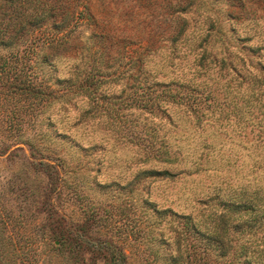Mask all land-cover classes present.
I'll return each instance as SVG.
<instances>
[{
	"label": "rangeland",
	"instance_id": "obj_1",
	"mask_svg": "<svg viewBox=\"0 0 264 264\" xmlns=\"http://www.w3.org/2000/svg\"><path fill=\"white\" fill-rule=\"evenodd\" d=\"M251 1L244 21V0H86L94 18L70 21L57 65L94 75V100L56 86L38 105L0 80V264H107L48 249L41 230L60 218L127 264H216L182 216L264 250V0Z\"/></svg>",
	"mask_w": 264,
	"mask_h": 264
},
{
	"label": "trees",
	"instance_id": "obj_2",
	"mask_svg": "<svg viewBox=\"0 0 264 264\" xmlns=\"http://www.w3.org/2000/svg\"><path fill=\"white\" fill-rule=\"evenodd\" d=\"M72 1L77 5H72L71 0H0V80L8 78L12 92L38 99V105L55 98L56 86H68L69 91L75 90L91 100L96 98L94 75L65 80L58 77L57 61L63 53L74 49L77 39L70 30V21L75 20L78 25L94 18L87 4L81 9V3L86 0ZM244 2H249L248 7L240 2L239 9L243 11L244 21H248L259 12V8L254 6L255 3L250 4L251 0ZM181 3L183 1L173 7L180 10ZM179 24L177 22L174 34L184 30V26L180 28ZM86 51L90 48L86 47ZM101 75L99 72L98 76L103 77ZM30 108L36 110L37 106L31 103ZM28 145L31 149L37 148L33 143ZM39 165L43 171L52 174V164L41 162ZM173 215L178 216L177 213ZM182 218L186 220L184 228L188 238L200 237L204 244L200 252L206 259H215L216 264H264V250L251 249L239 243L233 245L235 239H231L224 222L222 226H216L215 234H212L209 228L203 230L191 216ZM64 221V218L57 220L56 229L50 232L46 228L41 230L45 246L63 256L62 259L75 260L81 249H92L93 253L103 254L107 264H127V256L119 247L106 242L91 243L83 236L75 237Z\"/></svg>",
	"mask_w": 264,
	"mask_h": 264
}]
</instances>
